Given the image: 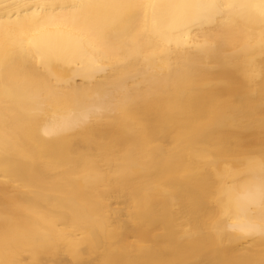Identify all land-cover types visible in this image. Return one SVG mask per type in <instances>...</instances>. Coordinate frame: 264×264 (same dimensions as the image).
<instances>
[{"label": "bare ground", "instance_id": "6f19581e", "mask_svg": "<svg viewBox=\"0 0 264 264\" xmlns=\"http://www.w3.org/2000/svg\"><path fill=\"white\" fill-rule=\"evenodd\" d=\"M0 264H264V0H0Z\"/></svg>", "mask_w": 264, "mask_h": 264}]
</instances>
